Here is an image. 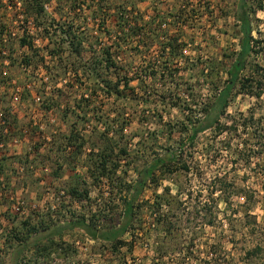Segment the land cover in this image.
Listing matches in <instances>:
<instances>
[{"label":"rangeland","instance_id":"374dc122","mask_svg":"<svg viewBox=\"0 0 264 264\" xmlns=\"http://www.w3.org/2000/svg\"><path fill=\"white\" fill-rule=\"evenodd\" d=\"M26 3L0 0V263L25 240L18 264H264V143L232 127L251 112L264 128V84L235 86L219 118L228 128L189 139L240 49L238 1L45 0L41 16ZM251 4L242 74L264 81V0ZM179 150L147 180L122 246L73 228L36 253L33 242L70 219L118 227L138 171ZM40 225L47 232L14 236Z\"/></svg>","mask_w":264,"mask_h":264},{"label":"trees","instance_id":"16d2710c","mask_svg":"<svg viewBox=\"0 0 264 264\" xmlns=\"http://www.w3.org/2000/svg\"><path fill=\"white\" fill-rule=\"evenodd\" d=\"M238 6L235 12V17L240 24V31L242 34L241 42H240V49L236 54L235 59L232 60L228 68L226 69V79L223 81L222 85L219 87H216L215 83L213 84L214 92L212 93L209 101L205 103L201 108L200 111L202 113L201 117H197L196 122L192 125L191 134L189 136V139L192 141L199 133L204 132L208 129H216L218 132L221 130L227 129V125H223L220 123L219 118L220 116L225 112L227 106L229 105V100L231 96V91L235 86H239L240 90H250L249 88L252 87V84L255 83L256 86L261 90L263 88L264 81L261 80H253V77H251L250 74L243 75L242 71L245 66V59L247 56L250 55L251 52H253L255 41H253V35H252V16L255 11L254 6L251 4V0H237ZM27 2V10L30 8H33V13L35 15L41 16V14L45 13L44 9V3L45 0H25ZM257 3V1H256ZM26 6V5H25ZM259 9L263 8V5L260 1L255 5ZM122 19L123 17H119ZM140 18V17H139ZM71 27L68 26V29H65V31H62L65 33L69 39V44L71 51L73 52L78 51L79 44L82 40L81 36L76 35L75 33L71 32ZM21 44L22 45H28V40L23 37L21 38ZM52 53V51H51ZM54 54L57 53V51H53ZM53 55V54H51ZM110 53L106 50L104 57L106 64L105 67L109 68L111 66H114V62L109 57ZM60 56V54H59ZM103 60V59H102ZM26 61V60H24ZM212 76V75H211ZM217 76V73L215 74ZM9 78V77H8ZM9 80V79H8ZM7 79L5 81H8ZM102 82L106 88V94H112L114 93H120V90L117 89V86L119 83H114L108 79H102ZM124 87L128 88V79L124 78ZM260 90L256 92V96H260ZM251 92V91H249ZM6 120V124H8ZM262 121L260 118L256 119L254 118L253 113L250 112V114L244 116V119L242 123H239L238 121L232 123V127L236 130V128H239L238 126L241 125L243 130H247L248 128H253L258 133V139L259 142L263 145L264 143V128L261 126ZM26 127V125H23ZM186 129V127L184 126ZM108 131H106L107 133ZM3 138L5 135H1ZM264 150V147H262ZM181 150L177 152H170L166 153L164 156L157 157L150 165L146 166L144 169L138 171V178L136 179L135 183L132 185L130 189V193L126 198H124L123 203V209H122V217L123 221L119 224L118 227L103 230L100 229V227L97 226V224L92 221H86L84 218H77V219H70V221H67L66 223L57 226L55 229L47 232V226L40 225V229L37 226H32L31 228H27L25 231H17L14 232V236L16 238L25 239L27 236H29L32 233L38 232V230L45 231L47 234L44 238H46V242L42 243L41 246H39V243L41 240H37L32 245L36 247V253L39 254V252L47 251L49 248V245L54 244L53 239L51 238L54 234H60L65 229H73V228H79L84 232V234L90 238V239H100L104 241L111 242L114 248H118L124 244V241L121 239L122 235L128 231L132 227L133 224V216H134V206L135 202L140 196L144 186L147 183V180L153 178V174L155 169L157 168H166L167 170H170L168 166L177 159V156ZM5 157H2V159ZM101 163V174H106V162L105 158L102 160ZM182 169H187V166L185 163L181 164ZM173 170V169H172ZM262 177L264 179V171L262 173ZM264 184V183H263ZM70 193L72 195H79L77 193V190L71 189ZM85 195V194H84ZM81 196V195H80ZM156 214V213H154ZM159 221L161 219H158ZM26 226V225H25ZM25 232V233H24ZM31 245V244H30ZM19 246V245H18ZM29 243L22 241L20 243V246L14 251L13 258L11 259L12 264H18V261L24 256V251L29 249ZM2 264V263H0Z\"/></svg>","mask_w":264,"mask_h":264},{"label":"built area","instance_id":"2783aa9c","mask_svg":"<svg viewBox=\"0 0 264 264\" xmlns=\"http://www.w3.org/2000/svg\"><path fill=\"white\" fill-rule=\"evenodd\" d=\"M2 117V112H1V109H0V118ZM3 121V120H1ZM5 121V120H4ZM0 146H1V143H0Z\"/></svg>","mask_w":264,"mask_h":264}]
</instances>
